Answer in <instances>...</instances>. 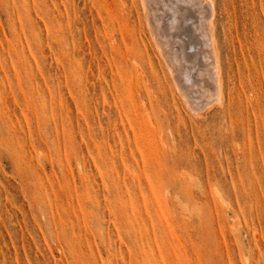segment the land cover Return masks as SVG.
Instances as JSON below:
<instances>
[{"label": "rangeland", "instance_id": "rangeland-1", "mask_svg": "<svg viewBox=\"0 0 264 264\" xmlns=\"http://www.w3.org/2000/svg\"><path fill=\"white\" fill-rule=\"evenodd\" d=\"M152 1L0 0V264H264V0L193 102Z\"/></svg>", "mask_w": 264, "mask_h": 264}, {"label": "bare ground", "instance_id": "bare-ground-1", "mask_svg": "<svg viewBox=\"0 0 264 264\" xmlns=\"http://www.w3.org/2000/svg\"><path fill=\"white\" fill-rule=\"evenodd\" d=\"M153 1H154V3L156 2L155 0H153ZM169 1L164 0V8H166V9L162 10L163 9V7H162V9H160V11L161 10H162L161 12L164 11L165 17H166V13H167V15H168V13L172 15V16L170 15V18H169L170 19V23H169L170 25L167 22L168 20L166 21L167 23L164 22V20H165L164 17H162V20L159 17L160 25H159V23L157 24V25H159L157 30H159V33H160V31L161 32L163 31L166 34L162 32L164 34V36H162V34L160 33L161 34L159 36L160 41L157 40L158 41L157 45H159L161 47L162 52L165 51V53L167 54L166 55L167 57H169L173 62H176V64L179 66L181 74H185L189 77L188 84H186L184 81L183 82L186 85H189L188 89L193 94V98L191 97L192 95L189 96L192 98V102L196 98L198 99L197 96H199V98L200 97L204 98L206 95L209 96L208 93H212V92L214 93V91H216V90L218 92H220L221 89L223 88V85L221 86V76H222V81H224V80H223V74L219 75L221 72L219 68H221V70H223V67L218 66V65H220V64H218V59H220L218 56H220V55L218 52L216 53V49H215V43H216L215 41L217 39L214 37L215 26H213V17H215L214 15H216L215 14L216 12H215L214 0H177V3L174 4L173 9H169L166 7L167 2L170 3ZM154 3L152 4V8L156 5ZM157 3H159L158 0H157ZM145 4H146V2H145ZM145 4H144V7H145ZM150 7H149V9H150ZM156 7L157 6H155V8ZM152 8L150 9V11L152 10ZM158 9L159 8H157L156 10H158ZM150 11L148 10V13ZM161 12H159V13H161ZM181 13H183L185 15L187 14L188 16H190V18H189L190 22L187 25L184 24L185 25L184 27H182V25H183L182 22L185 23V21H188V20L185 19L184 15ZM150 14H152V12ZM153 14H155V13H153ZM153 14H152L151 18L153 17ZM153 18L157 19V17H153ZM156 19H155V21H156ZM151 20H153V19H151ZM150 21H149V23H150ZM158 21H156V22H158ZM150 26H153V25H150ZM154 27L152 28V30H154ZM213 29H214V31H213ZM184 30H186L188 33L187 39L184 38L185 35H184V37L182 35ZM154 32H155V30H154ZM157 32L155 34H157ZM173 32H175V33L173 34ZM215 35H216V33H215ZM157 36H156V38H157ZM165 53H162V54H165ZM217 54H218V56H217ZM220 61H221V59L219 60V62ZM185 67H186V69H185ZM170 70H172V69L170 68ZM172 72L174 73L175 71H172ZM222 73H223V71H222ZM173 76L175 78V74ZM179 76H180V74H179ZM181 76H183V75H181ZM179 83L181 84V81ZM225 83L226 82L224 81L222 84L225 85ZM181 86H182V84H181ZM184 87H185V85H184ZM180 90H181V88H180ZM182 92H184V91H182ZM190 94H187V95H190ZM194 95L196 98H194ZM220 96H222V95H220ZM212 97L214 98V96H212ZM201 98H200V100H201ZM213 98H210V99H213ZM205 99H209V98L205 97ZM215 100H216V98H215ZM215 100L213 102H215ZM192 102H190V103H192ZM210 103H212V101ZM197 104H199V103H197ZM203 104H202V106H203ZM228 105H229V103H228ZM6 128L7 127H5V131L6 130L8 131V129H6ZM10 137H8V135H7L6 138L10 139ZM171 182H173V181H171Z\"/></svg>", "mask_w": 264, "mask_h": 264}]
</instances>
